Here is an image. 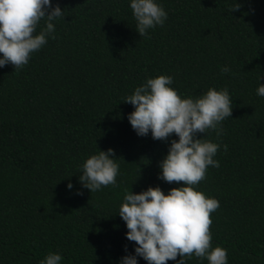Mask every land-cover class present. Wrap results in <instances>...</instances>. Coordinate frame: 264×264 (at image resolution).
Returning a JSON list of instances; mask_svg holds the SVG:
<instances>
[{"label":"trees","instance_id":"16d2710c","mask_svg":"<svg viewBox=\"0 0 264 264\" xmlns=\"http://www.w3.org/2000/svg\"><path fill=\"white\" fill-rule=\"evenodd\" d=\"M53 2L64 9L53 38L23 67L0 68V264H38L48 252L61 264H117L124 246L132 252L116 214L126 190L166 194L182 183L157 178L168 140L137 136L126 118L124 97L158 75H171L182 97L227 87L230 117L219 137H203L227 148L194 187L219 202L210 243L227 250V264H264V96L255 92L264 84V0H236V11L233 0H158L167 18L147 36L136 33L129 0ZM96 148H112L119 169L115 185L89 192L79 166Z\"/></svg>","mask_w":264,"mask_h":264},{"label":"clouds","instance_id":"9594fccd","mask_svg":"<svg viewBox=\"0 0 264 264\" xmlns=\"http://www.w3.org/2000/svg\"><path fill=\"white\" fill-rule=\"evenodd\" d=\"M129 7L139 36H147L149 29L162 26L167 18L158 0H129ZM240 7L233 0L230 11ZM63 17L64 9L53 0H0V68L26 65L30 55L53 38L54 21ZM41 20L44 26L37 32ZM221 71L228 72V66ZM172 82L171 75L146 77L123 100L133 106L126 118L137 136L150 134L153 140H168L167 152L158 162L157 178L182 183L166 194L159 186L138 193L126 190L116 214L127 229L124 237L134 245L131 253L124 246L125 254L117 264H138V258L146 264H166L169 260L185 264V259L193 256L206 259L208 264H227V250L210 243V213L219 202L194 186L204 179L208 166H219L214 159L217 150L227 148L203 137L208 129L219 137L221 122L230 117L232 99L227 87H209L198 97H182L171 87ZM255 92L264 96V84L257 83ZM197 133L203 135L197 138ZM173 134L175 139L170 138ZM117 159L112 148L97 149L79 166L78 182L89 192L115 185ZM65 187L72 190L73 184L69 181ZM76 194H80L79 189ZM61 260L60 253L48 252L38 264H61Z\"/></svg>","mask_w":264,"mask_h":264}]
</instances>
